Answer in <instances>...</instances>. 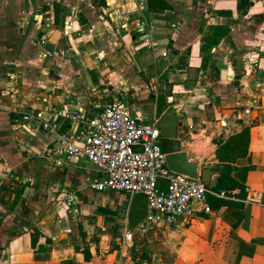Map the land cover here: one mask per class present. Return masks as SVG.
I'll use <instances>...</instances> for the list:
<instances>
[{"label":"crops","instance_id":"obj_1","mask_svg":"<svg viewBox=\"0 0 264 264\" xmlns=\"http://www.w3.org/2000/svg\"><path fill=\"white\" fill-rule=\"evenodd\" d=\"M165 2L0 0V264H264V0ZM114 91L143 123L165 95L180 119L175 142L217 179L213 140L246 128V152L225 162L243 189L208 193V211L195 203L173 227L124 240L118 213L130 196L92 190L88 162L55 164V134L22 119L30 108L87 109Z\"/></svg>","mask_w":264,"mask_h":264},{"label":"built area","instance_id":"obj_2","mask_svg":"<svg viewBox=\"0 0 264 264\" xmlns=\"http://www.w3.org/2000/svg\"><path fill=\"white\" fill-rule=\"evenodd\" d=\"M70 30L71 24H68L63 33L67 35ZM147 30L146 20H140L136 26L137 34H146ZM145 40L149 41V38ZM43 54L48 56L51 52ZM22 119L33 121L44 132L55 134L49 149L55 164L61 165L75 158L93 166L96 175L89 182L92 190L145 195L147 213L138 229H169L189 214L195 203L203 204L208 211V193L227 196L223 190L212 191L209 183L199 176L190 177L170 170L166 164L164 139L156 120L143 123L130 111L125 95L120 91H114L108 99L87 109L30 108ZM65 123L68 126L64 130ZM132 146H140L141 150L134 151ZM160 178L164 180L161 188ZM123 236L124 240H129L132 232L126 230Z\"/></svg>","mask_w":264,"mask_h":264},{"label":"water","instance_id":"obj_3","mask_svg":"<svg viewBox=\"0 0 264 264\" xmlns=\"http://www.w3.org/2000/svg\"><path fill=\"white\" fill-rule=\"evenodd\" d=\"M155 104L156 126L160 129V135L164 139L167 167L190 177L199 176L202 181L209 183L210 187L214 188L217 184V177L211 176L210 168L203 167L198 170L197 163L190 160L187 153L181 150L180 144L175 142L180 119L171 108L167 107L165 95L159 94ZM132 149L138 151L141 150V147L132 146ZM146 213V196L135 193L130 195L127 208L120 211L118 215L126 220L127 229L134 231L145 219ZM110 220H114V218H110Z\"/></svg>","mask_w":264,"mask_h":264},{"label":"trees","instance_id":"obj_4","mask_svg":"<svg viewBox=\"0 0 264 264\" xmlns=\"http://www.w3.org/2000/svg\"><path fill=\"white\" fill-rule=\"evenodd\" d=\"M101 3H103L101 1ZM100 2H96L95 4L98 6L101 4ZM147 7L150 11H163L168 8L165 0H147ZM246 135V128L242 129L239 133H235L230 135L224 141L219 139H215L217 143L216 148V157L222 161L218 168V179L217 184L213 188L214 191H225L227 194L231 192L234 188L239 187L243 189V186L231 175L233 170L232 166L229 163H225L227 161L232 160L235 155H241L246 152V142L244 143V137ZM162 180V179H161ZM164 185V180H159V187L161 188ZM212 201L216 202V204H224L226 200L218 199L212 197ZM38 231H33L31 234V245H34L38 239ZM80 236L83 238L85 234L80 231ZM85 253V252H84Z\"/></svg>","mask_w":264,"mask_h":264},{"label":"rangeland","instance_id":"obj_5","mask_svg":"<svg viewBox=\"0 0 264 264\" xmlns=\"http://www.w3.org/2000/svg\"><path fill=\"white\" fill-rule=\"evenodd\" d=\"M199 101H201V99H198V102ZM212 108H211V104H209L208 106H207V108H206V110H205V115H206V118H207V120L208 121H211L212 120V118H213V116H212V110H211ZM196 115V114H195ZM197 116V115H196ZM186 127H187V125H185V123L183 124V125H181V128L179 129V131H180V140H178V141H184V140H187V138H186ZM219 137H217L216 139H219V140H221V141H224L225 140V138L224 137H222V135H218ZM214 141V143H216V140L214 139L213 140ZM162 178H160V181H162L161 180ZM98 196H99V194H98ZM100 200V198L98 199V200H95L94 202H96V201H99Z\"/></svg>","mask_w":264,"mask_h":264}]
</instances>
